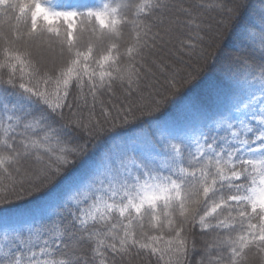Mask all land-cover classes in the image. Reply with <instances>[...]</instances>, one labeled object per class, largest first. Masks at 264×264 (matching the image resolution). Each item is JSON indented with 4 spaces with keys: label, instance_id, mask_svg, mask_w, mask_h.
<instances>
[{
    "label": "snow or ice",
    "instance_id": "snow-or-ice-1",
    "mask_svg": "<svg viewBox=\"0 0 264 264\" xmlns=\"http://www.w3.org/2000/svg\"><path fill=\"white\" fill-rule=\"evenodd\" d=\"M0 264H264V0H0Z\"/></svg>",
    "mask_w": 264,
    "mask_h": 264
},
{
    "label": "trees",
    "instance_id": "trees-1",
    "mask_svg": "<svg viewBox=\"0 0 264 264\" xmlns=\"http://www.w3.org/2000/svg\"><path fill=\"white\" fill-rule=\"evenodd\" d=\"M58 2H63V0H58ZM161 81L163 82V78L161 77Z\"/></svg>",
    "mask_w": 264,
    "mask_h": 264
}]
</instances>
